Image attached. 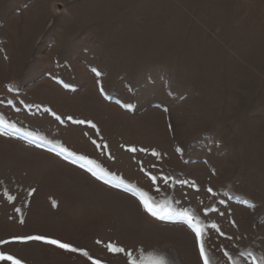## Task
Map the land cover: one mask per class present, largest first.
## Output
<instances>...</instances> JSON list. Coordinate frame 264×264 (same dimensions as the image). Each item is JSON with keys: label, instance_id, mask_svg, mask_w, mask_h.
Wrapping results in <instances>:
<instances>
[{"label": "rangeland", "instance_id": "obj_1", "mask_svg": "<svg viewBox=\"0 0 264 264\" xmlns=\"http://www.w3.org/2000/svg\"><path fill=\"white\" fill-rule=\"evenodd\" d=\"M0 120L20 129L0 124V240L40 235L82 250L0 245L22 264H127L109 243L147 249L146 264H203L180 216H150L126 187L216 222L232 239L209 232V264H261L264 0H0ZM211 207L224 215L206 219Z\"/></svg>", "mask_w": 264, "mask_h": 264}, {"label": "snow or ice", "instance_id": "obj_2", "mask_svg": "<svg viewBox=\"0 0 264 264\" xmlns=\"http://www.w3.org/2000/svg\"><path fill=\"white\" fill-rule=\"evenodd\" d=\"M92 72H94L97 76L101 75V73L99 71H97V69L93 68ZM55 78V77H54ZM61 82L62 81H58ZM64 87H69V85L65 84ZM101 93L103 94V88L100 89ZM9 104L12 103V101H8ZM21 104H23V101L20 102ZM124 107L126 108H130V105H124ZM45 112H49L57 121H60L61 123H63V120L61 119L60 115H57L55 112H52L51 109H44ZM68 120H73V118L71 116L67 117ZM74 123L77 124H84L87 123L91 126V128L95 129L96 125L94 123H92L91 121H84V120H77V121H73ZM0 124H3L5 128H12L14 129L15 132L19 133L20 129L16 128L15 125H9L7 123H5L4 121L0 120ZM3 134V133H0ZM25 137H29L31 136V133H24ZM92 143L94 145H96L97 148L100 147H107V145H98L96 144V141L93 140ZM131 152H136L137 149L136 148H130L129 149ZM140 151H146V149H140ZM177 152H180L181 149L177 148L176 149ZM65 153H67V157L70 156H74L75 154L70 152L67 148H64L63 146H60V151L58 153V155H64ZM153 156H157L158 153H156L155 151H153L152 153ZM76 160H81V161H86L87 165H89L88 167V171L91 172V174L93 176H96L97 179H101L104 180L105 183H110V181H108L107 179H105V176L109 175V173H103L98 175L97 171L95 170L96 167H98L95 164V161L93 160H88L86 157L84 156H78L76 157V159L73 160V163L76 162ZM84 164H81V167H84ZM143 171V169H142ZM149 180L152 182L153 185H155L157 183L158 177L156 175H152L151 173H145ZM160 180H162L165 184L168 183V181L171 179V177L168 176H160L159 177ZM179 183L181 184H186L188 183V181H179ZM123 184V181H120L118 183H116L115 187H120ZM193 187H195V185L193 184ZM34 192V190H32ZM125 191H129L132 192L133 195H137L139 197L140 200V204L143 207L144 211L147 212L150 216L158 219V220H171L173 218V215H179L180 218L183 220V222H185L188 226L189 229H191L192 233L194 234V243L195 245L198 247L199 249V256L203 261V264H209V258L206 252V243L207 241L205 240V237L209 235V232H214L216 234H218L220 237H225L228 240H231L232 237L231 236H225V233L223 231H221L219 225L216 222H211L210 224H206L204 223L203 220L200 219L199 216L196 215H192L189 212L185 211L184 213L181 214H174L171 212H165L164 208L162 206L156 205L155 203H149V199H145V196L147 195L146 193H138L136 192L134 189H132L131 187H126ZM157 191H159V189H157ZM197 191H199V189H197ZM207 193L211 194V195H215V193L213 192L212 188H208L207 189ZM31 194V193H30ZM5 197L6 199L11 202L13 200L16 199V197L8 195L7 192H5ZM220 204L225 203V201L221 200L219 201ZM249 207H254V205H249ZM17 212L20 211L19 208L16 209ZM218 213L219 216H223L224 213L220 212L219 209L215 208V207H211V208H205L203 211V215L206 219H210L209 217V213ZM21 223H23V220H21ZM234 224V222H233ZM207 229V231H206ZM43 241L44 243L47 244H52L57 246L58 248L67 250V251H71V252H77V251H82L80 249H77L75 247H73L70 243H64L61 242L59 240L56 239H52L46 236H32V235H27V236H15L12 237L11 241L8 240H0V245H7L11 242H20V243H25L28 241ZM97 243H101V241H97ZM106 248L109 252L111 253H123L126 255L127 257V264H146L145 259H142L144 253L147 251V249H140V255H133V253L131 251L125 252V249L123 247H119L116 246L112 243H109L106 245ZM82 254L86 257H88V259H92L87 251H83ZM223 255L225 257L228 258L229 261H232L233 258L232 256L227 252V251H223ZM243 257V253L240 254ZM251 255V254H249ZM0 261L5 262V264H8V262H10V264H22V261L20 259H17L14 255L9 254V252L6 249H0ZM93 264H99V261H94ZM148 264H165V261L161 258V259H157V260H150L148 262ZM253 264H257V261L255 258H253ZM261 264H264V258H261Z\"/></svg>", "mask_w": 264, "mask_h": 264}]
</instances>
